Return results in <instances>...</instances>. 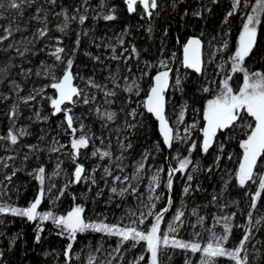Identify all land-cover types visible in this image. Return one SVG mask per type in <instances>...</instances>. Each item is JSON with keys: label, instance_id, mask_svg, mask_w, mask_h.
I'll list each match as a JSON object with an SVG mask.
<instances>
[{"label": "snow or ice", "instance_id": "snow-or-ice-1", "mask_svg": "<svg viewBox=\"0 0 264 264\" xmlns=\"http://www.w3.org/2000/svg\"><path fill=\"white\" fill-rule=\"evenodd\" d=\"M222 2L120 0L121 7L98 0L93 7L90 0H0V115L7 121L0 134V225L10 218L31 224L33 251L48 236L62 239L58 253H41L62 257V264H173L175 256L182 264H264V0H228L214 34L185 30L182 39L172 27L176 16L185 29L193 18L206 21ZM123 13L140 23L111 35H97L89 23L108 22L111 31ZM235 19L241 23L233 40ZM138 33L146 43L158 40L155 52L152 43L138 46ZM169 41L179 48L171 50ZM22 108L32 114L24 117ZM149 114L159 139L134 159ZM18 174L29 179L17 183ZM29 186L32 198L20 205ZM64 200L70 204L58 211ZM89 203L121 214L109 222ZM92 234H100L96 245L87 241ZM0 237L7 241L0 264H13L23 235ZM112 238L114 246L105 248Z\"/></svg>", "mask_w": 264, "mask_h": 264}, {"label": "trees", "instance_id": "trees-1", "mask_svg": "<svg viewBox=\"0 0 264 264\" xmlns=\"http://www.w3.org/2000/svg\"><path fill=\"white\" fill-rule=\"evenodd\" d=\"M74 2H79V0H66V4H71ZM91 4L93 7L97 6L98 4V0H90ZM189 2H191V0H189ZM115 3L117 5H120V0H115ZM227 3L228 0H223L221 6L217 9L214 10V15L208 17V19L206 21H198L195 18L192 19L191 24L192 27H188L187 29L181 27L179 24H177L176 21L179 20V16H176V18L172 21V27L174 30H176L175 34L181 35L182 39H183V35L185 30H187V33L192 35V34H198L202 29L207 33H215L217 31H219L220 29V21H221V17L227 7ZM122 7V5H120ZM181 8L184 7V5L180 6ZM92 23L94 27L97 28V35H100L104 32H108L109 35L112 34V32H118V30L120 28H122L126 23L127 24H132V25H136L138 23H140V21L138 20V18L136 17H129L127 15V13H123L122 14V19L118 22L112 25L111 31H109L108 29L105 28V24L108 22H99V23H95V22H89ZM241 21L239 19H235L232 21V39L235 40L237 38L238 32V26L240 25ZM160 26H163V23L160 22ZM73 29H75L76 31H79V27L76 24H73L71 26ZM171 34V33H170ZM55 35H60L59 33H55ZM157 36H159V27L157 28ZM208 37L206 36V39ZM75 39V34L74 32H70L69 37L65 39V43L68 45H71V41ZM264 39V38H262ZM146 41V37L143 35V33H138L137 34V44L139 45H143L144 47H148L149 43H152V52H155L156 46L158 44V40L153 43L152 41H149L148 43L145 42ZM169 47L171 48V50L175 51L177 48H179L178 45H174L173 42L169 41ZM262 50H264V45H262ZM95 51V50H94ZM178 56H181V52H177ZM203 55L205 58H207L208 56V49L207 46H205ZM44 57L41 56L37 59H43ZM256 67H259V65H256ZM2 90V89H0ZM188 95L191 96V88H189L187 90ZM173 99L177 102V111H179V105L180 103L183 102L181 96L179 95V93H177ZM191 100L188 101L189 104H191ZM202 101L197 102L196 106L200 107ZM4 110V105L0 104V113H2ZM45 110H47V105H45ZM22 111L24 112V117H27L29 115H31V110L28 108H22ZM189 120H191L192 118V113L189 112ZM148 122H149V127L147 129V133L146 134H141L139 139L137 140L134 149H133V157L134 159H138L140 156V153L146 149H151L153 147V142L157 139H159L158 133H157V123L154 121V119L151 117V115L149 114L148 116ZM28 121L24 118L21 119L20 124L21 125H25L27 124ZM56 123V118L53 117L52 118V124L53 126H55ZM7 126V121L4 119V117L2 115H0V134L4 133V130ZM44 125H41V127H43ZM32 131H36L37 128L35 125H33ZM26 140L28 142H35V138L34 137H28L26 138ZM231 151L235 154H239L240 150L235 147V145L232 146ZM3 153H0V155H2ZM164 155H167V152H165L163 155H159L157 157L156 163H161L164 159ZM194 158L199 159L198 154L194 153L193 154ZM234 161H235V157H234ZM234 161H224V163L228 164V166L231 168L234 165ZM134 162V160H133ZM211 162L210 157L205 158L201 161L202 164H208ZM19 163V162H17ZM149 163H152L151 160H149ZM87 166V165H86ZM21 177L20 181H17V183L19 182H26L29 178L23 176V174H18ZM148 177H145V185L147 182ZM180 181L177 180L174 184V197H178L179 193H180ZM204 186L208 189L209 192H211L213 190L212 184H210L208 181H204ZM78 189H80L81 191L83 190V185H78L76 186ZM216 188H219V185H216ZM33 188L31 186H29V189L27 192H24L22 190V194L21 197L19 199V204L20 205H26L27 201H29L32 198V192H33ZM145 188L142 187V191H144ZM233 197H237L238 198V193L236 191H233L232 193ZM209 197H198V201H206V199ZM13 200L16 199V197L13 195ZM133 201L129 200V204H132ZM70 204L69 200H64L62 201L59 205H57V210L58 211H63L64 209H66L68 207V205ZM87 207L89 209H95L96 214L98 215L100 212H104L105 214H107L109 216V222H114L115 220H117L121 214L119 209H116L114 212L106 209L102 204H91L89 203L87 205ZM191 207V205H190ZM50 208V203L49 202H45L44 205H42V209L43 210H48ZM211 211V209H210ZM87 215H89L90 218H92V213H86ZM6 225H0V231H3L5 233H7L8 236H12L16 233H21L23 235V241L24 242H17V247L14 250V254L12 255L11 259L13 260V264H46V259L47 261H51V264H62V257L60 258L59 261L57 260H53L52 257H48L45 258L43 255H41V253L44 250H48V251H56L57 253L59 252V250L62 248L63 246V240L52 235V236H48V239L44 242V246L43 248L40 247H36L35 250H32V236H33V229H32V225L31 224H27L25 222H23L22 220H20L19 218H15V219H9L8 221H6ZM50 227V225L48 226ZM181 235H184V233H181ZM87 241L89 243H92L93 245H96L97 243L100 242V234H92L89 235L87 237ZM7 241L5 240L4 237H0V246H3L4 244H6ZM115 244V238H112L110 240H106L104 242V246L105 248H108L110 245L114 246ZM82 246V245H81ZM28 248V254L27 256L24 255V249ZM77 251H79V248H77ZM87 251V250H85ZM97 255L99 256V258L101 260H105L108 257L106 256V254L104 252H100L97 253ZM183 262V257L182 256H175L173 259V264H182ZM115 264V262H114Z\"/></svg>", "mask_w": 264, "mask_h": 264}, {"label": "water", "instance_id": "water-1", "mask_svg": "<svg viewBox=\"0 0 264 264\" xmlns=\"http://www.w3.org/2000/svg\"><path fill=\"white\" fill-rule=\"evenodd\" d=\"M203 52H204V50H203ZM181 56H182V52H181Z\"/></svg>", "mask_w": 264, "mask_h": 264}]
</instances>
